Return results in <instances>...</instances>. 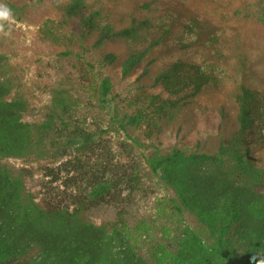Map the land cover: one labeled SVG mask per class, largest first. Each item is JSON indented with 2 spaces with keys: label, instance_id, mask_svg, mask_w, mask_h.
<instances>
[{
  "label": "trees",
  "instance_id": "trees-1",
  "mask_svg": "<svg viewBox=\"0 0 264 264\" xmlns=\"http://www.w3.org/2000/svg\"><path fill=\"white\" fill-rule=\"evenodd\" d=\"M0 5V264H264V51L204 43L214 27L183 0ZM11 20L36 28L43 106ZM182 27L201 29L171 41ZM123 187L160 196L133 216ZM110 202L114 222L94 216Z\"/></svg>",
  "mask_w": 264,
  "mask_h": 264
},
{
  "label": "rangeland",
  "instance_id": "rangeland-1",
  "mask_svg": "<svg viewBox=\"0 0 264 264\" xmlns=\"http://www.w3.org/2000/svg\"><path fill=\"white\" fill-rule=\"evenodd\" d=\"M186 7L193 13L197 14L199 18L208 23V26L214 27L213 36L205 40L204 43L221 46L225 40L230 39L232 46L236 50V54L241 57L249 55L256 58L259 53L264 51V25L254 16L253 11L256 9L250 5V0H183ZM177 2V1H175ZM111 4V3H110ZM214 25H210V24ZM197 30L201 27H196ZM195 28L185 29L180 28L171 38V41L177 42L181 40L183 43H188L191 40H196L197 31ZM35 26L27 23L11 20L8 23L7 30H1L2 34L6 35L8 39L14 42L17 47L16 52L19 54L17 61L24 63L28 68L26 69V81L30 88L38 94V105L43 106L49 101V95L42 88L36 84L37 70L34 63H37V53L43 47L36 44L34 46ZM218 75L223 80H228V89H236L238 85V77L234 78V73L227 66L219 68ZM238 76V74H236ZM40 89V90H39ZM225 100L222 93H215L201 99L203 103L220 104ZM258 159L264 158V152L260 151L256 154ZM10 164V162H9ZM121 200H118L124 206L123 212L129 211L133 216L149 212L151 207L155 204L156 199L154 191L149 197L147 193H136L128 197V189L123 187ZM126 197V198H125ZM115 208L113 203L101 204L100 207L94 209V216L101 218L103 221L110 223L114 222ZM157 264V263H153Z\"/></svg>",
  "mask_w": 264,
  "mask_h": 264
},
{
  "label": "clouds",
  "instance_id": "clouds-1",
  "mask_svg": "<svg viewBox=\"0 0 264 264\" xmlns=\"http://www.w3.org/2000/svg\"><path fill=\"white\" fill-rule=\"evenodd\" d=\"M11 17V11L4 5H0V21L8 20Z\"/></svg>",
  "mask_w": 264,
  "mask_h": 264
}]
</instances>
